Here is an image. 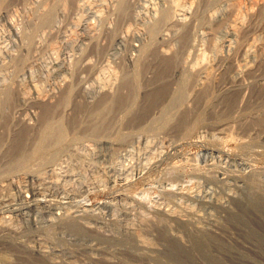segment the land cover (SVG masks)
<instances>
[{"label":"bare ground","instance_id":"1","mask_svg":"<svg viewBox=\"0 0 264 264\" xmlns=\"http://www.w3.org/2000/svg\"><path fill=\"white\" fill-rule=\"evenodd\" d=\"M16 8L23 13L21 29L12 20ZM2 24L17 41L12 43L16 49L0 44V264H10L3 245L7 239L31 253H59L62 249L50 246L41 231L55 230L64 222L87 234L101 230L105 234H99L106 235L104 228H109L108 234L113 230L133 234L143 250L154 249L153 235L146 233L153 225L150 214L144 216L143 205L139 209V201L127 193L131 169L128 172L123 161L138 149L148 160L141 164L140 158L138 168L153 169L167 161L177 171L181 156L175 153L178 145L169 132L174 127L181 131V139L211 133L222 143L238 141L242 150L235 159L242 172L264 173V167L256 169L253 162L264 149V122L257 119L264 117V94L253 99L251 93L254 86L264 90V0H0ZM54 53L60 57L53 58ZM227 93L238 96L232 109L228 101H217ZM211 99L213 106L208 105ZM211 111L221 116H212ZM98 146L109 154L96 152ZM154 149L158 152L151 155ZM213 153L221 154V149ZM215 173L221 186L225 184L223 190L219 186L220 193L210 184L200 189L196 180L194 185L181 182L175 199L163 194L153 201L157 216L199 221L205 210L210 211L206 207L225 208L234 196L228 182L231 172ZM98 174L105 177V184L122 186L97 207L101 213L93 219L95 211L91 218L87 215L85 198L102 188ZM246 178L250 182L251 177ZM257 198L264 205L263 193ZM32 227L37 231L30 234ZM257 242L260 247L245 245L243 250L211 252L206 247L208 263H199L264 264V236ZM95 243L87 244L90 252L100 248Z\"/></svg>","mask_w":264,"mask_h":264},{"label":"rangeland","instance_id":"2","mask_svg":"<svg viewBox=\"0 0 264 264\" xmlns=\"http://www.w3.org/2000/svg\"><path fill=\"white\" fill-rule=\"evenodd\" d=\"M22 19H23V13L18 8H16L15 12L12 16V20L14 23H16L18 25L19 29H21L23 27L22 26L23 25ZM9 34H10V32H9L8 27L5 24L0 25V44L2 43V45L6 46L7 48L16 49L15 47H12L13 46L12 43L17 41V40L12 41L14 38L11 37ZM57 56L60 57V54L54 53L53 58H55ZM34 73L36 74L37 72L35 71ZM102 75L103 76H100L101 79L104 77V74H102ZM25 83H26V79L24 80V84ZM254 88H255V90H251V93L253 95L252 96L253 99L255 97L259 98L264 94V90L262 88H260V86L259 87L254 86ZM26 90H27V92H29L28 89H26ZM258 92L259 93L261 92L260 96H259ZM226 96H228V97H226ZM237 97L238 96L235 93H230V94L227 93V94H223V96L222 95L219 96V98H218L219 100L217 99V101H219V102L220 101H223V102L228 101V103H226V104L229 105V108L232 109V107L234 106V104L236 102ZM234 98H236L235 102H234ZM210 101H212V104H210L211 103ZM208 103H209L208 105H210V106L214 105V101L212 99L209 100ZM211 112H212V116H217V117L221 116L219 114L214 113V111H211ZM209 116H211V114H209L207 117H209ZM257 119L262 120L259 123L264 122V117L262 119H261V117H259ZM257 119L255 122H252V123L256 124L258 121ZM35 121H36L35 118H33L31 120V123H35ZM170 131H173V133L171 135V138L174 140L173 143L178 145L175 153L176 154L179 153V155H177L178 158L181 156L179 158L181 161L179 160L178 165H177L178 169H179V170L177 169L178 172L177 171L173 172L174 169L172 170V167L166 163L167 161L161 163L160 165H158L157 167H155L153 169H150L149 167H146V169H144V170L141 168H138L139 163L142 164L145 161V164H147L146 162L148 161V160L147 161L144 160V157H143L144 154H142L143 150L135 149V151L133 152L134 154L132 153V155L128 156L127 159H125L123 161V167H126L127 170L129 169L128 172L131 169V171L129 173L130 174V177H129V179H130L129 184L130 185L128 184L129 187L127 186L128 187L127 193H129V195L132 198H134L135 201L137 200L136 202L139 201V204H140V205L138 204L139 209L141 207V204L143 205V207H141L142 208L141 210L142 211L144 210V213L142 211L141 212L143 214H145L144 216H146L147 214H150V215H148L151 218L150 219L151 222L149 224H151V225L153 224V225L152 226L149 225V227L146 229V233L149 234V236L153 235L151 240L153 239L152 241L154 242V245H156L154 247V249H151V250L144 249L145 250L144 251L143 248L140 245H138L137 240L135 238L132 239L133 237L131 235H133V234L127 235V234L123 233V235H122L119 232H114V230H113L112 233L109 232V234H111V235H109L108 234L109 230H107L109 228L102 229L103 231L107 232L108 235L107 234L106 235L108 237H106V235L101 236V234H105V233L101 232V230H100L101 234H99L100 233L99 230H95L97 232L91 231V233L88 232L89 234H87L85 229L83 231L76 230L75 228L70 229V227L68 225H66V223L64 222L62 226H64V224H65L67 226L66 228H65V226L62 227L61 223L57 225L59 228L62 227V229H63L62 231H60L61 229L58 230L59 228H56L57 226L55 227L57 230L56 229L54 230L52 228H45V229H47V231H46V230H43V228H40L43 230V231H41L39 229V231H41V233L42 232L44 233V234L43 233L42 234H43L44 238H46V240H48L50 246L53 245L55 247V245H56V247H57V245H58L57 248L59 250L62 249V251H63V252L60 251L59 253L53 255L56 258L55 260L58 262V263L55 262V264H59V263L60 264L61 263L62 264H69L68 260H73L76 262V264H82V263L87 264V262H89V261L90 262L88 264H197L200 261H201L200 263H206V262L208 263V256L206 255V253L208 252L209 248L213 249V250L215 249V251H213V250L211 251L209 249L211 252H216V251L222 250V249L243 250L246 248L247 245L248 246L254 245V247L256 246V248L260 247V244L257 242V238L262 237V235L264 236V234H263L264 233V205H261L257 202V200H258L257 197H259L260 194H262V193L264 195V191H261V193L259 192L261 189L260 188L261 186H262V189L264 190V178H263L264 173H262L260 171H258L259 173L257 171H253L252 172L253 174L256 173L255 175H253L252 173H250V171L246 172L245 170H243V172H242V167L238 164V162L235 159L236 155L241 154L240 150H242L241 146L239 145L240 143H238V141L229 140V141H225L222 143L221 140L218 138L219 136H216V135L213 136L211 133H209V134L208 133H202L204 135H202V136L200 135L197 138L191 137V139H190V137H187V138L181 139L182 137H180V135H178L179 132H181V131L180 130L178 131V129H176V127H174L173 130H169V132ZM125 132H128V131L125 130ZM170 134H171V132H170ZM176 137L180 138L181 141L179 142V139ZM175 141L178 143H176ZM151 144H153V143H151V140H150L149 145H151ZM216 146L219 149H221V154L228 155V156H230V158L225 159V157H223V155L213 153L214 150L217 149ZM99 147L100 146H98L99 150L96 148V152L102 150L103 153L105 152V153L109 154L107 149H103V148H99ZM153 151H155V152H153L151 155H155L156 152H158V149H157V151H156V149H154ZM223 151H225V153H227V154H225ZM140 158L143 159V161L142 160L139 161ZM149 158H150V156H149ZM232 158H234V159H232ZM233 160L236 162H233ZM138 161H139V163H138ZM229 161H231V162H229ZM253 162L255 164V165L254 164L253 165L256 167V169L264 167V149L261 153L254 156ZM210 164H212V165H210ZM213 164L215 166H213ZM181 168L183 171L181 170ZM216 168L217 169H225L226 171L231 172V178H230L231 180H229L228 182L232 185L231 187L233 189L234 196L238 195L237 197H234V196H233L234 198L232 197V199L234 201H232V199H230L231 202L228 203L227 206H225V208H227V209H225L223 206H221V208H220V206L213 207V208L206 207V209L208 211L209 210L210 211L206 212V210H205V214H204L205 216L203 218V220L205 219V221L199 220L201 222V224L204 222L203 226H201L200 223L199 224L197 223L199 221L196 220L197 221L196 222L194 219H191V218H189V220H185V222L183 220H178V219H171L170 220V218H166L165 215L160 214V213L158 214V216H161V215H162L161 217L165 216L163 218H166V219H163L160 217V220H159V217L157 216L158 212H155V208L152 205L153 201L156 200V198L160 197L163 194H168L169 197L171 196L172 199L173 198L175 199V193H176V189H177L176 187H178V185H181V182H182V184L184 183L186 185L187 184L189 185V183L191 185H194V183L192 184V182H195V180H196L195 183H198L200 185L199 186L200 189H201V187L205 188L206 186L212 185L217 191L220 190V191H218V193H220L224 188L223 185L225 186V184H222V186H221V182H219L220 180H218V177L216 176V173H215V171H217ZM244 172H245V174H244ZM233 173H235V175L237 174L236 176H239V177H236V176L234 177V175H232ZM248 173H250V174H248ZM172 174L174 177L172 176ZM177 174H179L180 176ZM193 174H195V175H193ZM243 174H244V177H243ZM98 175L101 176L102 174H98ZM245 175L247 178L251 177V179L249 178L251 183L247 182L248 184L249 183L251 184V187H250V184L248 185L245 182V178H246ZM262 175H263V177H261ZM166 176H169V178ZM177 176H178V178H177ZM209 176H210V179L213 177L211 181H210V179H208ZM256 176H258V177L256 178ZM101 177L103 178L102 188H100V190H97V191H92L85 198V203L87 205H89L88 206L89 207L88 212H90V213H87V215L91 218V216L94 214V212H92V211H95L94 216H92L93 219L97 216L96 214H98V216H99V214L101 213V212H99V209L97 210V207L100 204H103V202L105 203L106 201H108L110 199V197L112 196V194H114L122 186V185L118 186L116 184H115V186H113L111 184H105L106 183L104 181L105 177H103V175ZM179 177L181 178L182 181L179 179ZM235 178H237L236 179L237 181L235 180ZM239 178H240V180H239ZM247 178H246V181H249ZM260 178H262V179H260ZM173 179H175L179 183ZM216 179L218 180V182ZM254 179H255V181H253ZM256 180H258V181H256ZM231 181H232V183H231ZM259 181H261L260 183L263 185L258 183ZM169 182L171 184H168ZM176 183H178V184L176 185ZM238 183L239 184L242 183V184L238 185ZM253 183H254V186H253ZM255 184H257V185L255 186ZM166 185H167V187H166ZM219 186L222 190L219 188ZM258 186L260 189L258 188L259 190L257 191L256 187H258ZM234 187H236L237 189L235 190ZM254 187H255V189H254ZM166 189L168 190L167 192H166ZM236 198H237V200H235ZM144 205H145L146 209H144ZM93 207H95V208H93ZM197 207L199 208L200 206H197ZM92 208H93V210H92ZM220 209H222V210H220ZM228 209H232V210H228ZM118 210H119V208H117V211ZM211 210L214 211V213L212 212L211 214H215V215H212V218L215 217L214 222H216V223L214 225L212 224V223H214L213 220L210 219L211 214H208L211 212ZM226 210H228V211H226ZM145 212H147V214ZM90 214H91V216H90ZM151 214L156 215L155 219H154V216H152ZM216 214H217V216H216ZM207 215L209 218L208 220H211V222L207 220ZM218 215H220V216H218ZM148 216H147V218H148ZM217 217H219V218H217ZM157 218H158V220H156ZM93 219H91V220H93ZM153 219H154V223H153ZM177 220H178V222H177ZM217 220L220 221L219 226H217L218 225ZM161 221H162V223H161ZM191 221H193L194 223H192ZM155 222H157V224H159V225H157ZM168 222H170V223H168ZM172 223L174 225H172ZM187 223L189 224L188 226H187ZM154 224H155V226H154ZM162 224H164V225L162 226ZM192 224H195L194 226L196 228ZM209 224H210V226H209ZM166 225H167V227L168 226H170V227H168V229H167L166 227H164ZM199 225L202 228H198V227H200ZM215 225L218 227V229ZM205 226H206V228H205ZM151 227H154V228H151ZM214 228H216L217 231ZM30 229H31V231H29ZM48 229L49 230L51 229V230L49 231ZM171 229L173 230V232ZM201 229H203V230H201ZM29 230H28V232H30V234L37 231L36 228H34V227L29 228ZM110 230H111V228H110ZM176 230L177 231L179 230L178 231L179 234H177L178 232ZM205 230H206V232H205ZM44 231L46 232V234L49 232L48 233L49 237L47 236L48 238L45 236L46 234ZM52 231L54 233L57 231V234L55 233L56 234L55 235ZM58 231H60V232H58ZM170 231L172 232V235H169V234H171ZM174 231H176V232H174ZM207 231H208V233H207ZM209 231L210 232L212 231L211 234H209L210 233ZM215 231H216V233H215ZM50 232H52V234H50ZM168 232H170V233L168 234ZM59 233H61V234H59ZM113 233H115V234L117 233L116 234L117 236L120 235L119 238L115 234L112 235ZM175 233L177 234V236L180 239L176 236ZM257 233H259V235ZM213 234H215L214 238H212ZM217 234H219V236ZM121 235L123 237H121ZM179 235H181L183 239H181V236H179ZM208 235H209V237H208ZM230 235H232V236H230ZM113 236H114V239H113ZM127 236H129V237H127ZM173 236H175V237H173ZM250 236L251 237L253 236V237L251 238ZM254 236L255 237L257 236L256 239ZM90 237H91V239H90ZM105 237H106V239H104ZM238 237L240 240L238 239ZM228 238L230 239V241L228 240ZM248 238H251V239H248ZM102 239H104V240H102ZM89 240L93 241V243L96 242L95 246H97L99 244L97 246V248H99V247L100 248L96 249L95 251L100 252V254L98 252L96 253L94 250H91V252L94 254L93 255L94 257L92 256V253L90 252V250L87 249V244L90 242ZM125 240H127V241H125ZM235 240H237L239 243ZM7 241L9 243H6ZM11 242L12 241L7 239L3 243V245L6 247L5 248L6 250L8 249L9 252L14 251L13 253L12 252L11 253L6 252L7 255L5 253L7 258L10 257L8 260V261H10V264H52V261L54 260L53 256L50 254H49L50 256L49 255L43 256L41 254L39 255L37 252L31 253V250H29L28 248L27 249L22 248V246L20 247L16 244H15L16 246L14 247V243L11 244ZM83 242L84 243L86 242V244H84L85 246L82 244ZM232 242L234 243V245ZM11 245H12L13 249L11 248ZM79 245H81L82 248H84L83 252H81L82 249L79 248V247H81ZM204 247L205 248L208 247V249L207 248L205 249ZM19 248L20 249L22 248L21 251ZM107 248L109 250L106 251ZM100 249H101V251H100ZM71 250H74V252L73 251L71 252ZM78 250H80L79 251L80 254L83 253L82 255L84 257L82 255L78 254L79 253ZM102 250H104V251H102ZM152 250H155V251L152 252ZM18 251H20V252H18ZM75 251H77V252H75ZM210 251L207 254H210ZM87 252L91 255H89ZM74 253H77L78 255L76 254L77 255L76 256ZM95 253L98 256L99 255L100 256L98 257L97 255H95ZM202 253H204V254H202ZM11 254H12V256H11ZM68 254H70V255H68ZM102 254L103 255L105 254V255L103 256ZM107 254H109V255H107ZM201 254H202V256H201ZM87 255H88V257L85 258V256H87ZM204 255H206V256H204ZM46 256H47V258H45ZM51 256L53 259L51 258ZM91 256H92V258H91ZM107 256L110 259L107 258L108 259L107 260L106 259ZM97 257L99 259L104 258V257L105 258H104V260L103 259L96 260ZM206 257H207V259H206ZM88 258H90V260ZM51 259H52V261H51ZM205 259H206V261H205ZM101 260H103L104 262L103 261L100 262ZM83 261H85V262H83ZM108 262H110V263H108ZM8 263L9 262H7V264ZM53 263H54V261H53Z\"/></svg>","mask_w":264,"mask_h":264}]
</instances>
